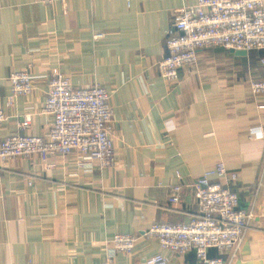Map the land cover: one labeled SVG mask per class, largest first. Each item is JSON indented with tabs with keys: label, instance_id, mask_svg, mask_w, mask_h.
Masks as SVG:
<instances>
[{
	"label": "crops",
	"instance_id": "obj_1",
	"mask_svg": "<svg viewBox=\"0 0 264 264\" xmlns=\"http://www.w3.org/2000/svg\"><path fill=\"white\" fill-rule=\"evenodd\" d=\"M195 2L0 0V139L49 132L53 117L42 108L57 69L76 87L110 92L115 152L111 167H81L78 155L0 161V264H103L117 233L138 240L132 255L110 264L157 254L195 264L193 251L173 253L143 233L157 221L188 222L199 210L190 183L218 161L237 174L219 181L256 214L237 255L220 254L227 264H264V94L250 89L264 80V51L200 49L178 80L164 78L159 62L175 11ZM29 65L33 92L7 105L8 77ZM26 115L31 124L21 128ZM175 184L184 187L170 204Z\"/></svg>",
	"mask_w": 264,
	"mask_h": 264
},
{
	"label": "built area",
	"instance_id": "obj_2",
	"mask_svg": "<svg viewBox=\"0 0 264 264\" xmlns=\"http://www.w3.org/2000/svg\"><path fill=\"white\" fill-rule=\"evenodd\" d=\"M166 47L168 55L159 62V68L161 75L171 81L179 79L181 68L197 60L200 49L223 47L248 53L264 51V0H196L192 5L183 6L175 11L167 32ZM30 66L14 71L8 77L11 95L7 105H12L15 97L29 96L33 92ZM250 89L254 94H264V80H253ZM110 97V92L99 83L76 87L67 75L53 70L42 108L43 113L53 117L49 132L0 139V161L31 155L44 161L53 155H78L81 167L94 162L111 167L115 152ZM259 108L264 109V105ZM5 119L0 108V124ZM30 124L31 117L26 115L19 125L26 128ZM258 135L263 137L262 133ZM215 176L217 178H213ZM221 178L236 181L237 174L228 173L225 163L218 161L190 183L199 205L190 220L178 223L157 221L144 231L143 236L158 239L162 248L173 253L193 251L195 264H227L220 253L232 250L233 256L237 255L256 214L253 209L240 206L239 192L220 182ZM183 187V184L171 186L170 204L179 202ZM137 240L135 234H115L106 243L107 256L103 264H110L118 253L132 255ZM142 264H168V258L157 254Z\"/></svg>",
	"mask_w": 264,
	"mask_h": 264
},
{
	"label": "water",
	"instance_id": "obj_3",
	"mask_svg": "<svg viewBox=\"0 0 264 264\" xmlns=\"http://www.w3.org/2000/svg\"><path fill=\"white\" fill-rule=\"evenodd\" d=\"M231 51H234L237 55H240V56H246V55H248V52L245 51V50L231 49Z\"/></svg>",
	"mask_w": 264,
	"mask_h": 264
}]
</instances>
